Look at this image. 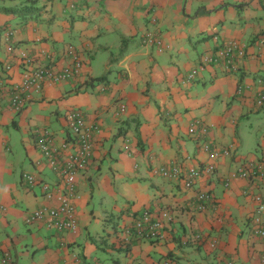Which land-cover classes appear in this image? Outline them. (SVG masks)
I'll list each match as a JSON object with an SVG mask.
<instances>
[{
    "label": "crops",
    "instance_id": "obj_1",
    "mask_svg": "<svg viewBox=\"0 0 264 264\" xmlns=\"http://www.w3.org/2000/svg\"><path fill=\"white\" fill-rule=\"evenodd\" d=\"M148 33L170 48L146 45ZM230 41L245 50L237 72L205 65V54ZM69 46L83 60L78 76L46 81L19 113L8 86L0 97V260L8 258L0 264H263L264 240L250 222L264 185L234 175L264 157V0H0V82L19 83L38 66L62 72ZM70 110L99 129L77 177L76 233L28 222L58 205L41 186L59 179L38 132L68 140ZM254 114L263 118L257 128ZM242 128L255 133V152L241 154ZM204 145L233 153L193 188L158 173L203 169ZM200 192L215 199L204 211ZM146 211L171 215L164 239L125 244L123 230Z\"/></svg>",
    "mask_w": 264,
    "mask_h": 264
},
{
    "label": "built area",
    "instance_id": "obj_2",
    "mask_svg": "<svg viewBox=\"0 0 264 264\" xmlns=\"http://www.w3.org/2000/svg\"><path fill=\"white\" fill-rule=\"evenodd\" d=\"M143 42L146 45L156 46L161 53L170 48L161 38L152 33L146 34ZM8 50L12 51L13 47L9 46ZM68 54L71 58V65L60 73H55L50 68L38 66L35 69H28L24 72L22 81L19 83L10 86L7 80H5L7 85L4 82H0V97L5 93L8 86L11 108L15 113H19L25 108L33 94H38L42 91L41 89H43L46 81L60 82L69 77L78 76L83 67V60L72 46L68 47ZM22 56L25 57L24 53ZM245 56V50L235 41H230L225 44L223 49L215 53L205 54L203 62L205 65L221 63L226 71L235 73L239 70ZM7 69L10 68L7 67ZM197 73V70L192 71L189 78H194ZM257 104H264V95L259 97ZM124 108L122 105L121 109ZM66 121L71 136L62 143H57L55 136L47 130L38 132L37 147L47 160L48 166L56 173L59 179L58 185L55 187L44 182L41 186L47 198L56 197L58 205L55 207L43 206L37 209L29 217L28 222L45 221L47 228L76 233L78 230L77 207L75 204L77 198V177L91 163L94 151V135L99 129L97 126L87 122L84 114L79 110H70L66 115ZM203 149L208 153L207 155H209L211 161L203 169H191L185 174L182 169L173 166L161 168L158 173L168 179H181L184 177V187L191 189L198 178L214 173V161L222 157L232 156L231 153H233L231 149L220 151L211 149L209 145H204ZM234 177L249 180L253 184L261 183L264 185V157L258 163H249L241 166ZM23 178L29 185L37 183V179L33 174L25 173ZM253 197L256 207L251 216V227L253 234L264 240V198L259 193L254 194ZM197 199L200 203V211L206 210L207 206L215 201L214 196L209 192H200ZM170 220L171 215L167 211H162L157 218L146 211L135 220L132 227L123 230L122 237L125 244L132 240L164 239L163 230L165 229V224L170 223ZM7 261L8 258L0 260L2 263H6ZM262 263L264 264V258L262 259ZM76 264L82 263L76 260Z\"/></svg>",
    "mask_w": 264,
    "mask_h": 264
},
{
    "label": "rangeland",
    "instance_id": "obj_3",
    "mask_svg": "<svg viewBox=\"0 0 264 264\" xmlns=\"http://www.w3.org/2000/svg\"><path fill=\"white\" fill-rule=\"evenodd\" d=\"M251 122L254 124L255 128H257L258 125H261L263 122V118L261 115H251L250 117ZM246 123L247 120H242L241 123ZM241 130H243L242 133V147H241V154L247 153L248 151L251 152H255L256 148H257V137H255V133L253 131L250 130V132L247 130H245L244 128H242Z\"/></svg>",
    "mask_w": 264,
    "mask_h": 264
},
{
    "label": "trees",
    "instance_id": "obj_4",
    "mask_svg": "<svg viewBox=\"0 0 264 264\" xmlns=\"http://www.w3.org/2000/svg\"><path fill=\"white\" fill-rule=\"evenodd\" d=\"M225 44H226V43H225ZM225 44H223V45H222V46H220V47H219L217 50H215V51H214V53H215V52H217L218 50H221V49H223V48H224V46H225Z\"/></svg>",
    "mask_w": 264,
    "mask_h": 264
}]
</instances>
